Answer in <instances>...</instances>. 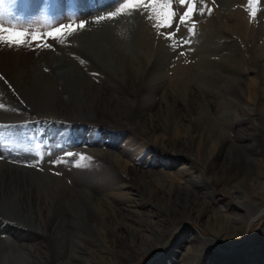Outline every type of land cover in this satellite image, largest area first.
<instances>
[{
    "label": "rangeland",
    "instance_id": "rangeland-1",
    "mask_svg": "<svg viewBox=\"0 0 264 264\" xmlns=\"http://www.w3.org/2000/svg\"><path fill=\"white\" fill-rule=\"evenodd\" d=\"M128 2L129 0H0V12L3 13L6 24L10 21L40 33L72 24L74 31L81 30L84 40L88 33L91 41L103 38L104 41L101 42L106 44L105 35L118 31V27H125L127 36L132 37L143 25L141 18L144 9L131 13L122 11L123 5ZM195 2L197 7L189 22L179 25V17L187 11V6L182 7L178 0H173L176 16L172 27L167 28L165 34L176 33V43L179 46L174 60L180 52L185 55L190 81L186 89L181 86L174 88L170 84L176 70L173 65L169 74H165V69L162 71L158 65L157 69L143 76V85L138 92H133L126 82L123 69L115 74L113 66L107 67L102 61H98L95 66L100 67L101 72L97 78L102 83H94L92 79L97 75L93 70L94 66H87L89 60H78L80 55L67 51L66 47L57 48L54 55L63 58L67 64L76 62L77 70L70 71L69 75H61L59 70L51 73L40 63L39 71L44 75L41 78L45 80L43 88H37L35 84L25 85L26 88L17 87V99L12 100L6 98L5 90L0 89V166L16 169L6 173L0 170V264H28L33 260L32 246L35 240L32 234L27 233V229L21 233L16 228L23 226V229L27 227L28 230H37L40 227L33 219L35 217L30 206L28 205L27 211L20 207L19 187L23 185L29 191L37 189L46 193L50 201L48 216L53 215L58 211V207L53 204L57 199L59 183L57 178L49 174L63 171V180L72 183L75 181L74 175L83 174L85 169H104L102 174L106 180L103 182L96 179L93 182V197L94 200L104 199L106 206L91 209L90 222H93L94 230L88 226L82 228L86 239L79 241L75 237L73 243L69 239L63 240L64 242L53 237L48 239L50 259L57 258L56 262L51 261L52 264H79L74 259L78 256L82 258L81 264H117L118 259L111 257L110 253L114 232L112 227L115 223L109 204L121 206L123 203H133L130 197L135 202L144 200L140 194L135 195L133 186L145 188L147 183L146 185H151L152 189L159 192H170L173 187L184 185L190 177L201 182V186H194L199 192L205 188L215 189L212 211L218 214V221L211 227L204 228L191 219L180 218L175 229L165 237L164 245L157 247L158 244L150 243L149 238L144 239L139 244V252L144 253L135 259L127 255L128 259L134 260L126 264H151L164 254L165 261L158 264H180L176 258L184 250L187 236L193 231L199 233L202 242L197 254L191 256L188 264H264V211L243 234L242 219L237 216L233 218L230 211L241 206L251 212L254 207L243 198L237 199L238 190L231 193L230 184H204L209 176L206 170L211 166V161L220 160L219 143L223 141L224 135L233 133L237 126L244 127L245 130L252 129L251 121L255 119L262 128L260 141L264 149V64L257 59L262 52L260 45H264V0H259L255 16L247 21L242 37L235 34L236 28L232 32L233 36L224 27L233 25L235 19L232 13L237 7L238 10L249 12L248 0ZM117 12L118 15L107 18ZM229 15L231 19L225 20L224 17ZM100 17L104 19L98 20ZM80 24L84 27L89 25V30L85 29V32L84 28H79ZM98 34H104V37H98ZM244 34H247V39L252 38L249 52L243 47ZM71 35L73 31L69 35L73 37ZM127 36H122L120 40H124L122 44L130 46ZM78 37L77 35L76 38ZM49 39L44 37L41 41H32L33 48L40 50L38 45ZM185 40L188 42L184 43ZM203 55L220 56L223 61L236 55L235 60H241L238 61L240 67L233 69L224 61L225 66L219 71L229 74L239 69L238 72L244 78V94L237 105L218 99L215 86L218 80L215 72L217 69L198 59ZM250 55L251 58H248ZM72 56L75 59L70 58ZM160 72L163 73L160 77L153 76L162 74ZM0 76L3 77L1 72ZM86 79L88 83L83 85L82 81ZM1 82L4 85L7 83L4 78L0 79ZM7 86L9 87L8 84ZM64 86L71 92V100H63L64 104H61L57 96L58 90ZM101 92H105L106 96ZM104 100L109 103V107L102 108L100 102ZM117 100L119 102L116 104ZM120 111L126 115L127 120L141 111L144 121H139L137 127L132 124L117 127L114 123L118 121L115 114ZM251 142L248 138L242 141L244 146H249ZM248 146L244 147L243 152L260 159L262 153L255 154ZM97 150L117 154L123 168L111 166L110 160L96 154ZM239 152L241 151L237 150L236 153ZM184 165L188 167L185 174L180 170ZM89 170L88 173L91 172ZM256 192L254 186L249 187L248 193L252 198L256 196ZM157 201L162 204L159 199ZM135 206L139 213H135V216L156 218L150 215L153 207ZM40 217L38 214L37 218ZM159 224L160 222L154 221L152 226L158 227ZM144 234H148L147 231ZM76 240L85 247L82 252L77 250Z\"/></svg>",
    "mask_w": 264,
    "mask_h": 264
},
{
    "label": "bare ground",
    "instance_id": "bare-ground-1",
    "mask_svg": "<svg viewBox=\"0 0 264 264\" xmlns=\"http://www.w3.org/2000/svg\"><path fill=\"white\" fill-rule=\"evenodd\" d=\"M218 9L219 8H217V10ZM144 10L145 11L143 12V16L141 18V20L143 21V25H141L140 29L132 37L127 36V30L125 27H122V29L121 27H118V31H112V34L108 33V35H105L106 39H104L105 43L107 42L106 44H102V37H100L102 38V40L93 39V41H91L92 38L88 33L86 34L88 36H86V39L84 40L85 37H83V33H81V30L73 31V35H71L73 37H70L69 35L63 37V43H61L59 40L52 39L44 41L50 44L51 47H40V50H35L33 47H8L6 45L0 44V72L2 73L4 80H6L7 82L5 83V85L1 82L0 89L5 90L4 94L6 95V98L9 97V99L12 100L17 99L15 98V91L17 87L26 88L25 85L35 84L37 88H43L45 80L41 78V76L44 77V75H42V73H40L39 71V67L41 66L40 63L45 66L44 68H48L51 73H56V70H59L61 75L62 73L69 75L70 71L77 70L78 64L76 62L67 64V62L63 61V58L61 59L58 58L56 54L54 55L57 48L59 49L60 47H66L67 51H74L76 54L80 55L81 58H78V60L80 61H90L88 62L87 66H94L93 70H95L97 74L94 75L96 77H93L92 79V82L94 83H102V81L97 78L99 76L98 74H100L101 72L100 67L95 66L96 62L98 61H102L103 64H105L107 67L113 66V70L116 71L115 74H118L117 72L123 69L125 77L127 79L126 82L133 92H138V90L143 85L141 81L143 76L148 75L149 72L151 73V71L157 69L156 67L158 65L159 69H162V71L165 69L164 72H167L165 74H169L170 67L173 65L176 70L172 75V82L169 81L170 84L173 85L174 88L181 86L186 89V86H188L190 81L188 79L189 67L187 62L185 61L184 53L180 52L179 56H177V58L174 60V56L176 54L175 52H177L178 49L177 47L173 48L171 45L173 43H176V41H165L167 28H165L163 24L154 26L157 21L155 19H149V16L152 15L151 10ZM246 12V10H238V7L236 8V10H234V12L232 13V16H234L233 18L235 19L233 25L225 24L226 26L224 27L226 28L225 30L227 31V33H229V35H233L232 32L234 28H236L234 30L235 34L238 33L242 37V34L245 31V27L248 24L247 21L250 19L249 12ZM230 16L231 15H229V17L225 16L224 19H231ZM87 27H83L84 31L85 29H87ZM88 32L90 34L92 33V31ZM79 33H81V35ZM77 35L79 37L81 36L82 38H76ZM100 35L102 34H98V37ZM246 35L245 39L242 38L243 47L249 52V46H251V44L249 43H251L252 38L247 39ZM102 36L104 37V34ZM122 36L128 37L130 46L122 44V42L124 41L120 40V38L122 39ZM237 36L238 35H236V37ZM93 44L94 46L92 47ZM260 47L262 48V52L259 54V56H257V59L262 62L261 64H264V45H260ZM212 48L213 45L211 49ZM235 56L236 55L230 56L231 58L227 56V60L224 59V61H227L228 64H226L220 58V56L208 57L203 55L198 59L203 60L205 63L210 64L211 66H214L215 69H217L215 70V72L216 74H218V80L215 86L218 99L237 105L244 94L242 85L244 78L238 72L239 69L233 70L231 71L232 73L229 74H223L219 72L224 68L225 64L231 69L235 67L239 68L240 66L238 61L241 60H235ZM70 58L75 59L73 56ZM248 58H251V55L250 57L248 56ZM247 60L250 61V59ZM89 67L91 68V66ZM161 75H163V73L156 75L154 74L153 76H155V78H158ZM86 82L88 83L87 79L82 81L83 85L86 84ZM7 84L10 88L7 86ZM113 91H115L116 93V90ZM58 92L59 95L57 96V99L59 103L64 104L63 100H71V98H69L71 96V92L68 91L66 86L60 88ZM104 93L105 92H101L102 95ZM104 96H106V93L104 94ZM103 98L104 97L101 98V101L103 100ZM117 102H119V100H117L115 103L117 104ZM100 104L102 108L109 107V103H105V100L103 102H100ZM141 113L142 112L139 111L138 113H136V116L134 118L132 117L130 120H127V118L125 117L126 115L124 116L123 112L120 111L115 114L118 121L114 123L117 127H126L130 124L137 127L140 124L139 121H144L142 119L143 115ZM251 122L253 125L252 129L245 130L244 127L237 126L233 133H227L226 135H224L223 141L219 143L220 147L218 148V152H220V160L218 162L215 160L211 161V166L206 170L209 176L204 183L207 186L209 184H217L222 186L223 184H230L229 186L231 193H235V191L238 190V193H236L237 199L243 198L254 207V211L251 212L244 210L241 206H237L234 210H231L232 212L230 211V214H232L233 218L237 216L238 218H240V220L242 219V223H244V225L241 227L243 230V234L247 232V229L250 227L253 221H255V219L264 211V149L261 147L262 143L260 141L262 128L255 121V119H252ZM246 138L252 140L249 146H247L251 147L255 154L262 153L260 154V159L243 152L244 147L247 146H244L242 141L246 140ZM237 150L241 152L237 154ZM97 151L98 153L96 154L104 156L106 157V159L110 160L111 166H114L116 168L117 166L123 168L117 154L108 152V150ZM62 169L66 171L65 168ZM186 169H188V167L185 165L180 167V170L184 174ZM0 170H3L5 173L11 170L16 171L15 168L8 169V167H6L5 165H1ZM88 170H83V174L79 173L74 175L73 179L75 181L72 183H70L69 181L65 182V180H63L65 179L63 171H59L54 174L52 172L49 174L57 178L59 183V187L56 192L57 199L53 204L55 207H58V211L49 216L48 208L50 201L46 193H42L37 189L29 191V189L24 188L23 185L19 187L18 194L19 200L21 202L20 207L23 211H27L30 206L35 217L33 219L38 222V225L40 227L37 230H28L27 227L23 229V226L21 228L20 226H17V228L14 226L20 232L27 229L26 232H30L32 234V238L35 240L32 246L33 260L28 264H45L47 262L49 264H52V260L55 262L57 261L56 257L50 259L49 245L47 243L49 238L53 237L61 242L65 239H69L73 243L75 242V237L79 238V241L87 238L83 234L82 228L88 226L90 227V229H93V222H90L91 209L96 207H99L100 209L101 207L105 208L106 206V204H104V199L97 198L96 200H94L93 182H95L96 179H100L101 181L105 182L106 179L103 178L104 174H102V170L104 169L89 170L91 171L89 173ZM190 178L191 179H188L184 185H177L173 187L170 192H159L156 189H152L153 187L151 185H146L147 183L145 184V188L133 186V190L136 191L135 195L140 194V196H142L144 200L135 202V199L130 197L129 199H131V202L133 203H123V205L121 206L117 205L118 207L109 204V206H111L110 210L112 211L110 213H112L111 216H113L115 223L112 227L114 232L112 234L113 238L111 240L112 243L110 253L111 257H114V259H118L117 264H126L143 254L144 251L139 252V244L144 239L149 238L150 243L155 242L156 244H158L157 247H159L160 245H164L166 242L165 237L170 233L172 229H175V224H177V221L180 218L191 219L204 228H209L213 225V223L218 221V214L212 211V202L214 201V199H212V195L215 189L211 188V190H209L208 188H205L204 191L199 192L194 186H201V182L195 180L193 177ZM250 186H254L257 189L256 196L254 198H252L248 193V189ZM158 199L162 202V204L158 203ZM135 205H149L153 207L154 210H152L153 212H151L150 215L156 216V218L151 219L148 216L144 218L141 215H139L138 217L135 216L134 214L138 213L135 209ZM38 214L41 215L39 219L37 218ZM154 221L160 222L158 227L152 226ZM146 231L148 234H144V232ZM79 241L76 240L77 250L79 252H82L85 247L83 246L82 242ZM186 242L187 243L184 247V250L180 251L178 257L176 258L178 259V261H180V264H188L187 262L191 261V256L193 254H197V249L200 248L202 238L199 236V233L193 231L189 236H187ZM170 247L171 244L169 248ZM213 248L216 249L217 247L213 246ZM127 255L133 256L134 259H128ZM195 255L194 258L196 257ZM164 256L165 254L157 259L156 262H152L151 264H158L162 261H165ZM74 259L76 261L78 260L79 264H81V256L75 257ZM60 263L61 262H59V264Z\"/></svg>",
    "mask_w": 264,
    "mask_h": 264
},
{
    "label": "snow or ice",
    "instance_id": "snow-or-ice-1",
    "mask_svg": "<svg viewBox=\"0 0 264 264\" xmlns=\"http://www.w3.org/2000/svg\"><path fill=\"white\" fill-rule=\"evenodd\" d=\"M180 6H187V11H184L183 14L179 17V25H185L189 22L190 17L195 11L197 5L195 0H178ZM259 0H248L247 8L249 10L250 17L255 16L256 8L258 6ZM137 9H150L152 15L149 16V19H155L157 23L154 26H159L163 24L165 28L172 27L173 18L176 16V13L173 11V0H148L146 3L145 0H129L128 3L123 5L122 11H127L131 13V11ZM119 12L113 13L111 16L107 17L111 19L113 16L118 15ZM104 19L103 17L98 18ZM84 25L80 24L79 28H83ZM194 28V25H193ZM74 31L73 25L68 24L63 27L56 28L55 30H50L48 32L40 33L37 30H30L28 28H24L22 26L11 23L10 21L6 24L4 15L0 12V44L6 45L8 47H33L32 41H39L42 38H50L52 40H59L63 43V37L66 35H70ZM191 31V29H189ZM12 37H19V39H13ZM169 41H176V33H169L166 37ZM188 41H184L187 43ZM38 46L43 48H50L51 45L44 42L39 44ZM173 48L179 46V43H173L171 45ZM183 54V53H181ZM0 79H3L0 76ZM2 107V106H0ZM71 155V154H69ZM80 159H84V157H80Z\"/></svg>",
    "mask_w": 264,
    "mask_h": 264
}]
</instances>
